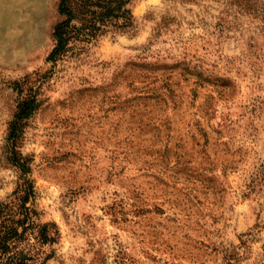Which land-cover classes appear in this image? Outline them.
<instances>
[{"label": "rangeland", "instance_id": "rangeland-1", "mask_svg": "<svg viewBox=\"0 0 264 264\" xmlns=\"http://www.w3.org/2000/svg\"><path fill=\"white\" fill-rule=\"evenodd\" d=\"M59 0H0V203L25 176L46 264H264V0H131L55 66ZM24 189V188H23Z\"/></svg>", "mask_w": 264, "mask_h": 264}, {"label": "trees", "instance_id": "trees-1", "mask_svg": "<svg viewBox=\"0 0 264 264\" xmlns=\"http://www.w3.org/2000/svg\"><path fill=\"white\" fill-rule=\"evenodd\" d=\"M131 0H59L61 16L53 30L54 47L48 61L54 66L72 52H81L109 29L123 31L131 27ZM40 108L36 96L23 98L9 123L7 148L11 163L25 176L7 202L0 203V264H46L44 246L60 241L55 222L39 223L33 205L34 187L27 175L28 160L20 151V143L34 113ZM24 188V189H23Z\"/></svg>", "mask_w": 264, "mask_h": 264}]
</instances>
